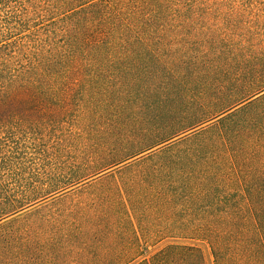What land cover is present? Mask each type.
<instances>
[{
  "label": "trees",
  "instance_id": "1",
  "mask_svg": "<svg viewBox=\"0 0 264 264\" xmlns=\"http://www.w3.org/2000/svg\"><path fill=\"white\" fill-rule=\"evenodd\" d=\"M261 5L0 0V264H207L203 247L210 264H264ZM51 122L69 135L53 177L125 170L90 229L101 245L8 223L51 194Z\"/></svg>",
  "mask_w": 264,
  "mask_h": 264
},
{
  "label": "rangeland",
  "instance_id": "2",
  "mask_svg": "<svg viewBox=\"0 0 264 264\" xmlns=\"http://www.w3.org/2000/svg\"><path fill=\"white\" fill-rule=\"evenodd\" d=\"M261 7L264 9V5H261ZM255 98L237 106L233 111H239L241 116L246 115L259 105L257 100L260 97ZM58 130L54 128L53 122H51V129L48 133L49 138L47 139L51 145V194L44 200L11 217L13 219L8 223L14 222L10 225L12 226L11 229L16 230L18 234L34 237L36 242L51 241V245L72 243L81 240V233L87 235L91 233V236H88L89 241H92L94 245H101L98 242V236L90 229L101 224L97 210H102L107 198L121 184V177L125 176V170L119 171L116 167L92 175L91 173L95 169L92 167L84 170V172L68 175L66 174L67 169H65L63 177H53L54 163L58 158V151L62 150L61 161H64L68 153V132L62 129V131ZM96 130L99 131V128ZM28 135L36 139H42L45 133L29 132ZM94 135L96 139V133ZM184 136L187 135H182L180 137V139L183 138L182 140H172L171 142H175L171 143L173 145L170 149H183L186 144L195 141V139H192L193 137L184 139ZM106 152L109 155L107 150ZM155 157L157 156L155 155ZM80 176H85V178L81 179ZM171 242L175 243L177 241H166L156 245L155 248H148V253L145 254L146 257ZM203 250L207 264H210L206 247H203Z\"/></svg>",
  "mask_w": 264,
  "mask_h": 264
}]
</instances>
